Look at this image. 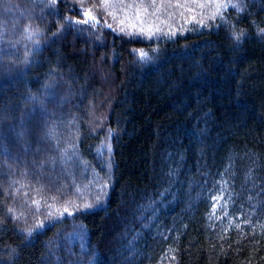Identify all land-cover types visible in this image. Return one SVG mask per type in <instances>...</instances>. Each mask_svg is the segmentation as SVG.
Listing matches in <instances>:
<instances>
[{
	"label": "trees",
	"instance_id": "obj_1",
	"mask_svg": "<svg viewBox=\"0 0 264 264\" xmlns=\"http://www.w3.org/2000/svg\"><path fill=\"white\" fill-rule=\"evenodd\" d=\"M235 2L203 23L164 16L128 33L109 12L85 23L66 0H0L32 8L34 35L0 45V264H264V0ZM63 114L78 133L52 130ZM87 127L112 135L107 203L25 217L33 175L19 170L33 156L48 163L79 136V158L100 168ZM219 184L225 222L209 204Z\"/></svg>",
	"mask_w": 264,
	"mask_h": 264
},
{
	"label": "rangeland",
	"instance_id": "obj_2",
	"mask_svg": "<svg viewBox=\"0 0 264 264\" xmlns=\"http://www.w3.org/2000/svg\"><path fill=\"white\" fill-rule=\"evenodd\" d=\"M46 1L53 4L52 0ZM58 1L56 0L55 4ZM66 1L81 9L83 15L88 13L83 16L85 23H100L109 12L110 24L116 29L128 33L140 30H146L148 33L152 29L148 24L160 23L164 16L173 18L175 22L186 21V23L195 24L199 21L203 23L228 6L238 3L235 0H98V3L89 0ZM99 9H101L100 15L97 13ZM32 13V8H25L17 4L1 5L0 45H11L16 49L17 44L19 49L27 47L34 35L27 28L24 18L29 21L32 19ZM28 26L31 27V23ZM94 110L90 111L91 119L100 122L101 117L95 115ZM77 125V122L71 117L63 114L61 118L52 122V130H66L67 128L72 135H75L80 131ZM85 131L95 134L101 142L96 150L100 168L96 169L79 158L76 148L79 136H66V150L55 152V155L50 156L48 163L42 162L39 154L33 156L32 160H28V164L19 170V172L30 170L33 175L34 189L27 187L21 190L23 195L33 190L34 200L32 201L31 214H26L25 217H35V223L48 221L47 218L51 219L49 222H54L66 216H72L80 210L94 209L107 203L111 180L106 179L105 175H111L113 169L112 135L106 131H94L91 127H87ZM53 137L54 135L49 136L50 139ZM69 148H72V152L68 151ZM39 165L46 167L44 172L41 170L42 168L38 167ZM219 185L214 190V196L209 204L221 222H225L231 219V213H228L230 210L229 200L223 194H228L230 188L228 184ZM86 204H90L91 207L86 208ZM76 232V229H71L64 235L71 245L75 242ZM78 238L80 239L78 250L80 252L76 254H81L83 250H86V244L83 243L81 234ZM87 253H89L88 250ZM82 256L84 257V254ZM74 258L77 259V255ZM93 260H95V255H89V261L86 264H92Z\"/></svg>",
	"mask_w": 264,
	"mask_h": 264
},
{
	"label": "snow or ice",
	"instance_id": "obj_3",
	"mask_svg": "<svg viewBox=\"0 0 264 264\" xmlns=\"http://www.w3.org/2000/svg\"><path fill=\"white\" fill-rule=\"evenodd\" d=\"M52 2H53V4H55L56 3V0H52ZM201 7H203V5H200ZM233 6H235V5H233ZM217 7H220V5H217ZM84 15H88V13H84ZM77 23H79L80 21H76ZM102 188H101V192H102ZM85 207L86 208H88V207H91V205L90 204H86L85 205Z\"/></svg>",
	"mask_w": 264,
	"mask_h": 264
}]
</instances>
